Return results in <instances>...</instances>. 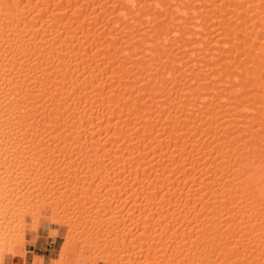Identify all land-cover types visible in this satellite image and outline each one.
Instances as JSON below:
<instances>
[{
	"label": "bare ground",
	"instance_id": "1",
	"mask_svg": "<svg viewBox=\"0 0 264 264\" xmlns=\"http://www.w3.org/2000/svg\"><path fill=\"white\" fill-rule=\"evenodd\" d=\"M1 158L62 256L264 264V0H0Z\"/></svg>",
	"mask_w": 264,
	"mask_h": 264
},
{
	"label": "rangeland",
	"instance_id": "2",
	"mask_svg": "<svg viewBox=\"0 0 264 264\" xmlns=\"http://www.w3.org/2000/svg\"><path fill=\"white\" fill-rule=\"evenodd\" d=\"M24 116L26 117V114H24ZM35 118L36 117H33V119H35ZM25 121L28 122L27 120H25ZM33 121L35 122V120H33ZM8 131L10 132L11 130H8ZM12 131H13V129H12ZM14 159H16V158H5L6 165L8 163H10L11 161H15ZM21 159L23 160V159H27V158H19V159L17 158L16 161L17 160H21ZM0 160H2V158ZM3 162H4V160H3ZM17 162H20V161H17ZM20 167H22V166H20ZM3 169L7 170L4 167H2L1 164H0V171H3V173L0 172L1 173L0 174V176H1L0 177V188L2 189L0 191V194H1L0 195V202H1L0 203V206H1V208H0V211H1L0 212V258L3 259L2 260L3 264H6V260L8 258H9V261L12 264H22V261H23L22 257H25V252H26L25 249H24V234L26 232L35 233L38 229L46 236L47 240L51 241L49 246H47L50 249L48 251H44L43 252L44 253V257L33 255L31 257L30 261L27 262V263H26V261H24V264H31V262H33V261H41V259L43 260L44 264H61V263L62 264H76V263L77 264H81V263L82 264H91L92 261L84 259L85 258L84 254L83 255H78L77 253L76 254H69L68 253L67 257H65V255L64 256L60 255L62 252L59 253L58 251H60L63 248V245H62L63 237H64V234L67 232V226L62 224V222H60V225H56L55 226V229L57 230V233L55 235H52V232L48 228V225H46L47 222L45 221L44 218L39 217L38 215H36V213H35V211H33V209L31 210L32 213H31V211L29 213V209H27L28 208V203H27L26 200L24 201V202H26L25 204H24V202L21 203L20 201H22V199L20 197L21 200L18 198L19 200L17 199V201H19V202L15 203L13 206H12V203L10 204V203L7 202L9 197H10V195H8L5 192H7V190L10 187H12L13 191H10L12 188H10L9 191L11 192V194H12V192L14 194L15 193L14 191L16 189L12 186L14 184L12 183L13 181L11 180V178H8V177H12V176H5L6 174L10 173V170L8 169L7 171H9V172L7 173V171H6V174H5V171ZM19 169H18V171L21 170V169L20 170ZM3 174H5V175H3ZM13 175H15V173ZM3 177H5V178L7 177L6 178L7 180L5 178H3ZM2 180L3 181L6 180V182H2ZM8 183H10V184H8ZM6 184H8V185H6ZM3 185H4V187H2ZM24 185H25L24 183L22 185H19L21 187L18 190L19 194L25 192L26 188H25ZM14 186H17V185H14ZM5 202H7V204L9 206ZM3 204L4 205L6 204V205L3 206ZM11 206L14 207V208H11ZM22 209L24 210V212H23ZM26 209L28 210V212H27ZM40 211H41V209H40ZM9 212H10V214H9ZM31 215H33V216H31ZM37 216H38V218H37ZM36 219H38V220H36ZM34 221H36V222L33 223ZM41 223H42V225L43 224H45V225L41 226ZM11 250H12V252H11ZM76 255H77V259H76ZM74 256H75V258H74ZM71 257H73L72 258L73 260L71 259ZM60 258H61V260H60ZM64 258H67V259L65 260ZM80 258H81L82 261L78 260ZM74 259H76L77 261H74ZM58 260H60V263H59ZM63 260H65V261H63ZM95 264H103V263L100 262V261H97Z\"/></svg>",
	"mask_w": 264,
	"mask_h": 264
},
{
	"label": "crops",
	"instance_id": "3",
	"mask_svg": "<svg viewBox=\"0 0 264 264\" xmlns=\"http://www.w3.org/2000/svg\"><path fill=\"white\" fill-rule=\"evenodd\" d=\"M50 243L51 241L47 240L39 229L35 233L26 232L24 234V249L26 251L24 261L29 262L33 255L44 257L43 252L50 249L47 247Z\"/></svg>",
	"mask_w": 264,
	"mask_h": 264
}]
</instances>
